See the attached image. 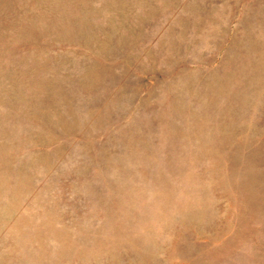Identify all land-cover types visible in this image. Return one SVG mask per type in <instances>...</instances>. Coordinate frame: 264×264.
<instances>
[{"label":"rangeland","instance_id":"374dc122","mask_svg":"<svg viewBox=\"0 0 264 264\" xmlns=\"http://www.w3.org/2000/svg\"><path fill=\"white\" fill-rule=\"evenodd\" d=\"M0 264H264V0H0Z\"/></svg>","mask_w":264,"mask_h":264}]
</instances>
